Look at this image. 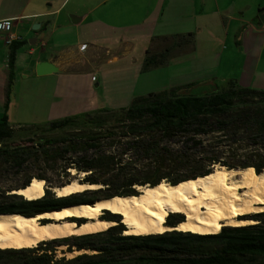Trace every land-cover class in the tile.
Instances as JSON below:
<instances>
[{
	"label": "trees",
	"instance_id": "obj_1",
	"mask_svg": "<svg viewBox=\"0 0 264 264\" xmlns=\"http://www.w3.org/2000/svg\"><path fill=\"white\" fill-rule=\"evenodd\" d=\"M179 36H174V43L169 37H154V42L165 45L160 50L149 48L144 68L161 66L183 47ZM18 41L10 45L7 104ZM217 165L264 172V89L242 86L236 79L224 84L191 82L134 96L121 109H101L42 127H13L5 112L0 119V169L22 175L0 184V214L31 216L71 204L138 195L139 185L155 186L164 180L178 184L208 175ZM33 168L39 172L33 173ZM69 168L87 173L81 182L103 187L57 196L52 188L72 178L54 183L47 171L69 174ZM34 177L48 183L42 198L30 200L14 192ZM35 205L44 209L28 213ZM111 215L102 217L119 222V215ZM172 216L177 219L171 221ZM244 218L257 222L223 226L208 234L175 229L124 234L125 225L118 223L97 232L43 240L33 247H0V264H264V211ZM182 220L183 213H164L168 225ZM62 244L68 252H91L58 257L57 246Z\"/></svg>",
	"mask_w": 264,
	"mask_h": 264
},
{
	"label": "crops",
	"instance_id": "obj_2",
	"mask_svg": "<svg viewBox=\"0 0 264 264\" xmlns=\"http://www.w3.org/2000/svg\"><path fill=\"white\" fill-rule=\"evenodd\" d=\"M129 1L0 0V20L13 19V30L22 37L18 44L27 43L24 49L19 47L16 51L13 65L15 81L10 98L19 78L18 73L26 77L37 74L36 66L42 60L52 61L60 68L59 71L42 74L55 78L76 64L87 66L103 55L107 56L108 61H121L133 53L135 41L141 39L144 46L148 42L144 53L134 56L135 60L142 59V70L149 48L153 45L155 50H160L165 45L158 40L152 42L154 37H169L174 39V43L176 37L182 34L185 37L179 36V40L183 39L185 45L177 48L162 65L170 66L173 62L183 64L186 78L146 92L191 82L224 84L229 79H236L242 86L264 89V21L259 15L264 10V0H193L186 14L200 18L199 24L194 23L195 28L184 31L177 27L175 30L169 25V30L157 33L151 29L148 35L123 34L130 26L119 22L117 26L110 22L114 10L126 8ZM157 21L161 24V20ZM100 29L105 30L101 31L104 35L96 37ZM108 29L113 31L107 32ZM86 31L93 37L83 40ZM67 33H75L76 40H64ZM113 33L116 35L110 36ZM187 34L192 35V38ZM187 37L192 42H187ZM85 43L88 45L84 48ZM10 47L0 32V119L10 104H7L11 71L8 64ZM86 49L91 50L89 54H85ZM26 52L29 57L25 56ZM23 55L24 66H21L19 58ZM155 69L162 70V67Z\"/></svg>",
	"mask_w": 264,
	"mask_h": 264
},
{
	"label": "bare ground",
	"instance_id": "obj_3",
	"mask_svg": "<svg viewBox=\"0 0 264 264\" xmlns=\"http://www.w3.org/2000/svg\"><path fill=\"white\" fill-rule=\"evenodd\" d=\"M44 179L34 177L27 188L15 190L25 198L44 196ZM101 184L72 180L54 186L57 195L68 196ZM138 195L102 198L94 203H77L62 209L28 216L20 213L0 214V247L24 248L36 246L42 240L97 232L114 226L101 215L105 209L123 216L127 226L124 234L162 233L168 230L194 233H218L223 226L253 224L255 219L240 215L264 211V172L253 174L250 168L229 169L218 165L208 175L191 178L178 184L166 180L158 185H139ZM164 212L183 213L184 220L176 226L164 222ZM105 214V213H104ZM80 217L79 224L72 218ZM44 218L51 221L41 222ZM86 250L68 252L70 255Z\"/></svg>",
	"mask_w": 264,
	"mask_h": 264
},
{
	"label": "rangeland",
	"instance_id": "obj_4",
	"mask_svg": "<svg viewBox=\"0 0 264 264\" xmlns=\"http://www.w3.org/2000/svg\"><path fill=\"white\" fill-rule=\"evenodd\" d=\"M192 3L193 0H130L126 8L119 9V11L114 10V17L110 22L117 26H119L118 22L130 26L123 34L146 33L148 35L151 29L159 33L169 30V25L172 29L177 30L179 27L180 30L186 31L195 28V22L199 24L200 18L196 19L186 14V9ZM148 10L150 11L148 12ZM171 16L174 19H170ZM146 18L148 20L144 21ZM157 19L161 20V24L158 23ZM171 20L173 21L170 23ZM101 31L105 30L100 29L96 37L99 35L103 37L104 34H101ZM106 31L112 32L113 29ZM114 35L116 34L113 33L110 36L114 37ZM92 37L93 35L86 31L82 38L88 40ZM64 40L73 42L76 40V34L67 33ZM135 44L136 48L133 53L121 61H108L107 56L103 55L99 59H94L87 66L76 64L62 76L55 78L51 75L37 74L26 77L18 73L19 78L6 111L10 124L16 128L23 126L42 127L54 120L71 116L81 118L87 114L97 113L101 109H121V105L130 104L132 97L148 93L146 90H155L186 78L183 64H174V62L170 66H160L162 70L155 69V67H149L145 70L143 67L141 70L142 59L135 60L134 55L140 56L141 53H144L145 46L141 39L135 41ZM25 45L27 43H23L20 47L23 48ZM90 51V49H86L84 52L89 54ZM25 54L27 57L30 56L27 52ZM19 62L21 66H24V55L19 58ZM94 76L95 79H93ZM31 171L33 173L39 172L37 168L31 169ZM67 171L69 174L62 172L60 176L57 172L48 169L47 174L53 177L54 183L56 179L66 180L68 178L79 181V178L87 174L86 172L78 173L75 168H69ZM0 174V184L2 185H7L22 175L1 169ZM45 183L48 185L46 180ZM102 213L105 212L102 211ZM111 213L120 215V213ZM44 219L40 221L43 222ZM78 219L76 223L84 221L80 219L78 221ZM112 221L115 224L123 223V216L119 222L118 219ZM125 227L127 226L125 225ZM67 249L65 244L57 246V256L66 255L71 258L80 254L70 255Z\"/></svg>",
	"mask_w": 264,
	"mask_h": 264
},
{
	"label": "water",
	"instance_id": "obj_5",
	"mask_svg": "<svg viewBox=\"0 0 264 264\" xmlns=\"http://www.w3.org/2000/svg\"><path fill=\"white\" fill-rule=\"evenodd\" d=\"M259 15L261 16V19L264 21V10H261L259 12ZM59 70H60V68L58 66H56L54 62L49 61V60H42L36 66V71H37V74H39V75L46 74V73H51V72H56V71H59ZM80 183L84 184V182H81V181H80ZM27 187L28 186H26L24 188H27ZM20 189H23V188H19L18 190H20ZM15 193H17V192H15ZM17 194H21V193H17ZM57 196H61V195H57ZM71 205H73V204H71ZM64 207H62V208H64ZM62 208H60V209H62ZM53 210H57V209H53ZM46 211H50V210H45V211H42V212H46ZM42 212H37L34 215H36L38 213H42ZM249 215H251V214L240 215V217H245V216H249ZM82 218H79V219L82 220ZM76 219H78V218H76ZM247 219H252V218H247Z\"/></svg>",
	"mask_w": 264,
	"mask_h": 264
},
{
	"label": "built area",
	"instance_id": "obj_6",
	"mask_svg": "<svg viewBox=\"0 0 264 264\" xmlns=\"http://www.w3.org/2000/svg\"><path fill=\"white\" fill-rule=\"evenodd\" d=\"M0 32L3 33L4 41L7 45H11L13 42L20 40L22 37L13 30V19L0 20ZM84 48L87 45L83 46ZM95 79V76L93 77Z\"/></svg>",
	"mask_w": 264,
	"mask_h": 264
},
{
	"label": "flooded vegetation",
	"instance_id": "obj_7",
	"mask_svg": "<svg viewBox=\"0 0 264 264\" xmlns=\"http://www.w3.org/2000/svg\"><path fill=\"white\" fill-rule=\"evenodd\" d=\"M75 201H77V199H72L70 202H75ZM41 209H44V208L41 207L40 205H35V206H32L31 208H29V209L27 210V212H28V213H34L35 211H39V210H41ZM104 212L107 213L106 216H112V215H111V212H110L109 210H105ZM245 217H248V216H245ZM242 218H244V217H242ZM176 219H177L176 216H172L171 221H172V220L175 221ZM178 223H179V222H177V224H178Z\"/></svg>",
	"mask_w": 264,
	"mask_h": 264
},
{
	"label": "clouds",
	"instance_id": "obj_8",
	"mask_svg": "<svg viewBox=\"0 0 264 264\" xmlns=\"http://www.w3.org/2000/svg\"><path fill=\"white\" fill-rule=\"evenodd\" d=\"M117 215H119V214H117ZM119 216H120V219H121L122 218V215L120 214ZM123 224H125V223H123Z\"/></svg>",
	"mask_w": 264,
	"mask_h": 264
}]
</instances>
